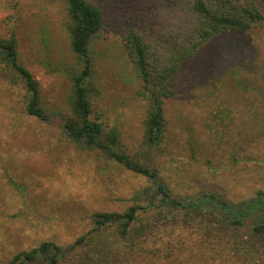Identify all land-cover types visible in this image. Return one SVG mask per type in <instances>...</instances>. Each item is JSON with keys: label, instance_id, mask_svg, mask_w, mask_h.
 <instances>
[{"label": "rangeland", "instance_id": "rangeland-1", "mask_svg": "<svg viewBox=\"0 0 264 264\" xmlns=\"http://www.w3.org/2000/svg\"><path fill=\"white\" fill-rule=\"evenodd\" d=\"M18 2L20 62L39 81L45 107L67 111L70 76L80 62L71 51L65 7L52 0ZM126 24L125 17L109 11L105 30L92 42L98 94L91 118L118 128L124 148L135 152L145 103L136 94L140 78L123 48L120 32ZM3 27L0 18L1 32ZM212 49L216 52L188 68H202L198 82L184 85L183 76L175 82L164 152L156 166L177 196L215 192L239 202L264 191V26L220 36ZM205 57L212 59L209 66H203ZM25 94L21 85L0 76V264L43 242L73 243L92 228L94 214L126 211L149 186L146 178L99 150L79 149L64 134L61 118L44 123L29 116ZM223 108L241 120L226 148L207 128L212 112Z\"/></svg>", "mask_w": 264, "mask_h": 264}, {"label": "trees", "instance_id": "trees-1", "mask_svg": "<svg viewBox=\"0 0 264 264\" xmlns=\"http://www.w3.org/2000/svg\"><path fill=\"white\" fill-rule=\"evenodd\" d=\"M52 1L65 7V29L80 62L70 76L67 111L45 107L39 81L20 62L18 0H0L5 28L0 31V76L23 87L29 116L44 123L61 118L64 134L79 149L99 150L146 178L149 186L134 196V204L126 211L94 214L92 228L73 243L43 242L18 252L5 264H264V191L239 202L215 192L177 196L156 166L164 152L167 110L175 97L177 78L183 76L184 85L198 82L202 68L195 72L188 68L204 54L216 52L212 44L218 37L263 27L264 0ZM109 11L127 20L121 39L140 78L136 94L145 103L143 135L135 152L124 148L118 128L91 118L98 94L91 46L105 30ZM204 59L203 66H209L212 59ZM212 75L216 79L214 70ZM213 112L207 128L215 143L226 148L241 120L231 108ZM255 125H262L261 120Z\"/></svg>", "mask_w": 264, "mask_h": 264}]
</instances>
